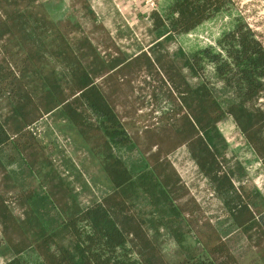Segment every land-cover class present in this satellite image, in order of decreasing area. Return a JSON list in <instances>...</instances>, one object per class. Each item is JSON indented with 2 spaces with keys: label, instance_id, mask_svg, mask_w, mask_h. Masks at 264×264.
<instances>
[{
  "label": "trees",
  "instance_id": "obj_1",
  "mask_svg": "<svg viewBox=\"0 0 264 264\" xmlns=\"http://www.w3.org/2000/svg\"><path fill=\"white\" fill-rule=\"evenodd\" d=\"M23 2L0 0V101L5 102L0 106V150L11 146L22 158L34 154L29 167L37 157L52 165L53 146L44 140L47 135L63 138L96 161L106 183L100 197L80 204L77 188L62 180L60 191L46 195L60 216L58 225L48 228L35 217L29 227L13 216L10 204L28 206L35 194L15 182L0 158V251L8 255L3 264H29L24 255L30 251L38 264H169L134 200H146L157 216L151 222L156 226L171 229V224L188 222L183 204L175 202L187 190L166 158L184 145L204 190L219 203L215 218H223L226 232L264 237V181H258L264 171V35L235 16L216 40L217 48L186 54L164 46L205 21L229 14L233 0H170L160 12L150 13L148 48L131 58L103 56L86 40L74 46L67 33L79 26H68L72 17L61 11L64 0L39 2L38 9L25 15L20 9L5 10L8 3ZM206 64L235 97L227 105L204 77ZM181 65L197 83L187 80ZM132 68L158 76L168 87L174 109L164 112L163 119L166 124L178 121L172 125L179 140L166 151L160 139L138 148L117 112L113 97L118 86L109 80L117 83L115 75ZM227 116L260 163L250 188L242 180L244 172L238 171L241 162L234 170L225 160L227 145L217 123ZM43 119L47 128L41 131ZM124 148H137V159L126 163ZM208 228V233L192 234L196 251L179 264H238L219 230Z\"/></svg>",
  "mask_w": 264,
  "mask_h": 264
},
{
  "label": "rangeland",
  "instance_id": "obj_2",
  "mask_svg": "<svg viewBox=\"0 0 264 264\" xmlns=\"http://www.w3.org/2000/svg\"><path fill=\"white\" fill-rule=\"evenodd\" d=\"M45 1L48 0H36L32 5H27L30 0H24L23 4L18 6L8 3L5 10L9 12L13 9H20L22 14L25 15L38 9L39 2ZM53 1L57 2V0ZM64 1L65 4L61 11L67 10L66 17H72V22L68 26L72 27L75 23L81 24L73 34L67 33L70 41L73 42L74 46H77V42L84 39L93 30L92 26L89 25L91 24L92 15L90 10L84 7L87 4L86 0ZM169 1L154 0L156 9L162 10ZM233 1L229 14H220L205 21L194 31L166 42L164 44L165 48L169 52H176L180 48L186 54L207 46L217 48L216 40L229 27L232 18L235 16H241L251 28L264 35V0ZM94 30L89 36L90 38L96 36L94 39L99 40V47H95L96 50L98 49L97 51L101 52L103 56L110 55L108 50L112 46L109 45V39L107 40L101 30ZM97 41L94 43L97 44ZM1 58L2 51L0 48V60ZM181 66L183 67V65ZM136 70V68L124 69L117 73L115 75L117 83L113 78L109 80L110 83L118 86L113 97L117 112L122 122L125 123L126 130L136 141L138 148L141 150L146 149L154 139H160L162 151H166L178 143L179 140L176 139L178 133L175 131L178 121L166 124V119H163L164 112H170L174 109L168 87L160 81L158 76H151L144 70ZM181 70L191 84L197 83V77L193 76L188 68L183 67ZM203 75L225 105L235 99L223 82L216 78L212 65H205ZM4 104V101H0L1 107ZM2 111L4 109L0 112ZM173 123L176 124L175 127ZM46 126L47 121L43 119L38 125V129L44 131L47 128ZM217 126L227 145L224 149L227 165L235 170V163L241 162V165L237 163V167L238 171L244 172L242 180L248 188L254 186V180L252 179L255 175L254 172H257L256 169L260 168V163L256 161L257 159L253 156L252 151L246 146L230 116L219 121ZM59 136L61 137V135ZM44 141L46 144L49 143L50 146H53L50 153L53 160L52 165L46 164L43 157H37L35 163L29 167L27 162H31L35 158L34 154L28 153L26 158H22L11 146L0 150V158L15 182L23 189L33 190L35 194L34 201L28 206L18 203L10 204L13 216L18 221L28 224L29 227H32L31 224L37 217L48 228H52L58 225L60 216L48 203L46 195L50 190L60 191L61 181L65 180V182H69L77 188V198L80 204H85L92 198L100 197L106 180L100 173L96 161L89 158L85 152L77 149L76 146L69 145L63 138L59 141L54 140V138L50 139L48 135ZM137 150L135 148L133 151H127V148H124L123 157L126 163L127 160L131 162L137 159ZM185 150L186 146H181L169 153L166 158L171 163L172 169L177 173L180 184L187 190L186 195L176 199L175 202L179 205L183 204V215L188 222L171 224V229H166L162 225L156 226L151 222H155L157 216L153 217L152 208L146 200L142 197L136 199V201L134 200L135 209L140 212L143 218L148 220L150 235L161 249L164 258L169 264H179L186 255L196 251V246L191 245L192 234H196V232H199V234L202 232L208 233V227L210 226L219 230L223 239L228 243L232 254L236 257L238 264H264V237L255 232L247 234L241 230L226 232L227 227L222 223L223 218H215V216L220 215L219 203L215 197L210 196L204 190L206 186L203 179L198 175L197 167L188 158ZM259 175L261 176L258 181H264V171ZM29 209H34L35 214H31ZM186 223L190 225L186 226ZM25 226L27 227V225ZM7 257L5 250L0 251V264H3ZM24 258L29 264H38L39 262L32 251L26 253Z\"/></svg>",
  "mask_w": 264,
  "mask_h": 264
},
{
  "label": "crops",
  "instance_id": "obj_3",
  "mask_svg": "<svg viewBox=\"0 0 264 264\" xmlns=\"http://www.w3.org/2000/svg\"><path fill=\"white\" fill-rule=\"evenodd\" d=\"M86 1L87 4L84 7L91 12V24L89 25L92 26L93 30L82 40L89 41L94 48H98L99 40L94 39L96 36L90 38L89 34L95 31L94 29L101 30L107 40L109 39V45L112 46L108 50L110 55L120 58L134 57L148 48V29L151 28L152 21L142 1ZM77 24L80 27L81 24ZM95 41H97V44L94 43Z\"/></svg>",
  "mask_w": 264,
  "mask_h": 264
},
{
  "label": "built area",
  "instance_id": "obj_4",
  "mask_svg": "<svg viewBox=\"0 0 264 264\" xmlns=\"http://www.w3.org/2000/svg\"><path fill=\"white\" fill-rule=\"evenodd\" d=\"M132 1H142V3L147 8V14L150 15L151 12L156 11V5L154 3V0H132Z\"/></svg>",
  "mask_w": 264,
  "mask_h": 264
}]
</instances>
